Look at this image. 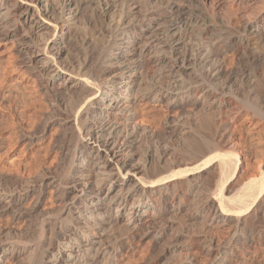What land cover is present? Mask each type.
Masks as SVG:
<instances>
[{"label": "bare ground", "instance_id": "1", "mask_svg": "<svg viewBox=\"0 0 264 264\" xmlns=\"http://www.w3.org/2000/svg\"><path fill=\"white\" fill-rule=\"evenodd\" d=\"M139 3L0 0V42L12 41L16 50L10 57L11 68H24L46 92L53 90L58 103L52 104L63 111L60 119L72 123L65 136L75 156L70 158L65 179H54L56 190L50 193L55 211L48 212L47 264H120L139 235L158 243L170 234L172 240L164 244L162 254L175 257L173 264H201L194 259L199 251L207 264H224L254 242V235L245 233L243 225L255 206L264 202V168L259 178L231 194L229 186L241 170L235 151L214 152L216 148L208 147L206 153L190 145L185 152L168 148L157 155L150 149L143 154L136 149L138 119L149 104L165 101L167 107H176L187 98L208 97L211 89L199 80L198 63L205 67L206 76L220 80L224 53L216 41L223 36L208 45L203 37L223 20L189 5L173 4L165 30L152 25L137 33L128 8L137 9ZM192 37L205 44L201 59L181 50ZM240 40L244 58L252 66L246 77L264 85V25L249 21ZM242 105L230 98L218 101L215 112L220 126L246 110L264 122V97L258 108ZM183 131V138L193 134ZM205 155L210 156L208 162L217 159L212 162L217 173L215 189L204 181L202 166H208L207 162L203 160L198 171L192 166ZM158 164L161 168L153 169ZM174 168L178 171L172 173ZM17 180L6 179L13 186ZM19 185L16 193L6 187L5 193L0 191V215L13 212L16 220L24 217L14 207L15 198L27 203L34 198V190ZM184 210L191 218H201L204 228L179 230L177 219ZM223 230L229 233L224 241ZM13 244H0V261Z\"/></svg>", "mask_w": 264, "mask_h": 264}, {"label": "rangeland", "instance_id": "2", "mask_svg": "<svg viewBox=\"0 0 264 264\" xmlns=\"http://www.w3.org/2000/svg\"><path fill=\"white\" fill-rule=\"evenodd\" d=\"M10 2L14 3L16 0H10ZM173 4L189 5L191 8L202 10L206 14L223 20L224 23H217L214 28L209 29L208 35H204L203 38L207 44L213 39L223 36L222 39L218 38L215 41L218 42L217 46L223 50L225 56L222 57L223 60L220 57L224 73L219 78L221 81L213 80L205 75V67L198 63L197 68H201L199 72L202 70L199 80L201 78L203 83L210 86V96L197 101L187 98L176 107H167L165 101L149 104L138 119L141 124L136 135V149L142 154L150 149L157 155L168 148L185 152L190 145H196L206 153L208 147L216 148L214 152L231 153L235 151L240 156L241 170L229 186V192L234 194L243 184L261 176V169L264 168V122L258 115L252 116L251 112L246 110L236 117V120L228 121L220 126L215 108L222 98L223 100L230 98L241 106L244 104L257 108L263 100L264 85L258 84L256 80L250 82L245 75L248 68L252 66L244 58L245 46L242 45L240 37L245 33V26L249 21L264 25V0H140L137 9L128 8L129 15L134 19L132 30L134 29L133 31L137 33L144 32L147 27L151 28L152 25H155L154 28L156 30L161 28L160 32H162L165 30V26L167 27L168 21L171 20L169 10ZM224 33L227 37H232L231 40ZM226 43L228 44L226 45ZM204 45L201 39L192 37L190 43L181 50H188L201 59ZM14 48L12 41L0 42V191L5 193L6 187L7 191L16 193L20 189L19 184H26L32 186L34 198L29 199L28 204H23L17 197L15 198L14 207L23 211L24 217L21 219L16 220L13 217V212L10 213L11 215L9 213L0 215V244L3 242H7L9 245L14 243L13 247L10 246L5 256L2 257L0 264H47L48 257L44 248L48 244V239H46L49 234L46 230L49 228L47 224L48 212L55 211L50 193H52L51 189H54L55 183H52L54 179H65L64 176L68 172L71 162L70 158L75 156L74 149L69 146L67 136H65L72 123H63L60 119L63 111L57 105L52 104V102H56L53 90V92H46L24 68H11L12 59L10 57L15 54ZM202 80L200 81L202 82ZM210 80L214 82L211 83ZM247 90L249 94H247ZM243 93H245L244 96L247 94L246 99ZM226 126L230 127L228 132L223 130ZM183 129L191 130L192 136L188 139L183 138ZM197 137H200L198 141ZM214 152L212 153L214 154ZM210 155L212 154L210 153ZM207 157L210 156L205 155V159L202 158L197 161L198 164L196 162L192 166L198 168L199 165L204 164V161L207 162L208 166L205 165L206 163L205 166H202L204 181L211 185L212 189H215L217 173H213L212 162L217 159L214 157L215 159L209 163ZM160 166L158 164L153 169L158 170L161 168ZM186 168L188 167L183 166L184 170ZM174 169L170 171L172 173L178 171V168ZM170 171L169 174H172ZM8 177L14 180L18 179L15 181L17 183H14L13 186V183L6 181ZM186 188L184 186L183 191ZM219 203L216 202L217 205ZM257 205L246 224L243 225L244 230L246 229L245 233L254 235V242L245 246V250H238V255L236 254L237 256L230 259H233L232 261L228 260L224 264H264V202L260 206ZM179 216L177 222L181 224L178 225L182 232L188 229L189 231H200L204 228L201 218L189 217L186 210ZM226 232L227 230H223L220 233L223 241L229 235ZM170 236L167 234L158 243L154 239H151V242L150 239H141L140 235L135 236L136 239L133 238L134 241L131 239L132 246L131 248L127 247V255L120 264H173L175 257H172L171 254H162L164 244L170 243L172 240ZM180 238L182 239V236ZM197 255L194 256L195 260L198 259L197 262L203 261V264H207V257L201 251L197 252Z\"/></svg>", "mask_w": 264, "mask_h": 264}]
</instances>
